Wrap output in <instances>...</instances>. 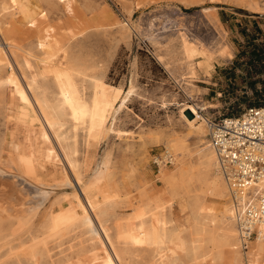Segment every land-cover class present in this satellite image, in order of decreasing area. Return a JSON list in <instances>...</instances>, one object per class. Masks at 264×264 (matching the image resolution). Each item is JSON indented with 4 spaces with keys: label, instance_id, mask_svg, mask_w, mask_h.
<instances>
[{
    "label": "rangeland",
    "instance_id": "obj_1",
    "mask_svg": "<svg viewBox=\"0 0 264 264\" xmlns=\"http://www.w3.org/2000/svg\"><path fill=\"white\" fill-rule=\"evenodd\" d=\"M29 2L38 7L39 13H48L47 17L34 15L35 28L27 26L19 16H12V0H0V43L5 38L18 49L42 57L47 64L74 71L88 98L101 89L112 100V108L99 139L86 132L76 135L74 159L82 179L87 182L102 178V184L94 185L87 195L92 205L99 207L90 213L96 217L93 232L80 219L63 251L59 250L60 245H54L52 255L41 249L34 257L32 241L50 231L54 217H82L80 205L76 211L67 210L73 206L74 193L81 205L90 207L52 137L60 159L57 170H63L61 175L65 174L72 185L50 179V168L42 176L36 172L22 174L10 156L12 150L6 138L9 129L19 125L37 129L45 121L18 71L16 63L20 62L21 52L17 50L14 57L8 56L0 69V78L15 79L17 88H24L30 105L22 101L14 87L0 88V155L4 154L0 156V199L11 191L21 201L17 204L14 199L7 200L9 204L13 202V210L8 203L0 202V264H67L69 260L104 264L108 251L98 231V221L114 239V249L120 256L119 262L113 259L115 264H161L150 243L133 249L128 241L119 239L126 233L128 221H148L159 207L163 208L169 230L184 224L187 217L194 219L181 237L184 234L187 251L195 240L202 257L191 260L187 251H176L173 264H264V241L259 242L257 234L249 240L244 238L247 243L241 240V244L227 238L223 208L231 195L223 183L212 187L213 168L201 164L206 150L198 129L200 121H195L192 129L190 121L195 116L187 109L199 103L213 105L214 109L203 113L195 109L197 115L210 121L240 116L246 109L264 103V0ZM10 21L13 24L6 26ZM47 27L55 28V32L47 33ZM181 33L215 55L209 75L196 72L190 77L180 44ZM41 40L46 49L39 47ZM32 67H40L35 59ZM45 83L49 89L43 103L45 115L66 122L55 113L50 96L52 84L49 80ZM130 86L133 91L126 100L118 99L113 91H119L123 97ZM65 126L67 131L69 125ZM13 143L20 145L18 153L26 158L21 136H16ZM168 145L178 154L176 164L163 158ZM3 168L6 171H1ZM117 195L121 199L109 200ZM106 200L109 202L105 203ZM181 202L186 204L182 212L178 206ZM208 211L221 215H215L218 219L215 217L212 224L206 225L203 223ZM199 224V228L206 227L204 232L198 231ZM167 256L165 264L172 259Z\"/></svg>",
    "mask_w": 264,
    "mask_h": 264
},
{
    "label": "bare ground",
    "instance_id": "obj_2",
    "mask_svg": "<svg viewBox=\"0 0 264 264\" xmlns=\"http://www.w3.org/2000/svg\"><path fill=\"white\" fill-rule=\"evenodd\" d=\"M11 7H12L11 8L12 10H15V12L12 13V16H14V18L19 16V19L21 18V20L24 21L25 23L29 18H33L34 15L39 13L38 7L32 5L29 2V0H16V5H13V3H12ZM2 9H3L2 11H4V10L6 11V8H2ZM11 24H13V23H11V21L9 23H5L6 26L11 25ZM179 39H180V44L182 47V52H183L184 58L187 62V67L189 70L188 74L190 75V77L192 78L194 76V74H196V72H202V73L209 75L212 64L215 60V55L207 47H205L202 43L194 42L193 40L192 41L189 40L188 37L184 33H181L179 35ZM17 50L19 51L18 52L19 54L21 52V54H20L21 56H20V62L18 64L16 63V65H17L18 71H19V73L23 79L24 87L31 94L34 101L42 102V103H36V106H37V109H39V112L42 114L44 121H45V124L43 126H41L40 128H37V129H33V128L26 126V125H19L18 127H14L12 129L10 128L8 133L6 134L7 144L10 147V151L12 150L11 151L12 154L10 156L13 158L16 166L18 167V170L22 174L25 173V171H26V172H28V174L36 172L37 176H42V174H44V171L48 170V168H50L47 172V176L50 179H58L59 183L60 184L63 183V185H64V183H65V185L68 184V186L72 185L71 181H69V179L65 176V174H63V176L61 175V171H63V170H61V171L57 170L58 165H60L59 164L60 159L58 158V153H56L54 143L51 141V137H52L55 144H57V146L61 150L60 154H62L64 163L66 164V166H67L68 170L70 171L74 180L79 184L83 195L87 198V200H88L87 202H88L89 207L92 208V203L88 199L87 195H88L89 190L94 185H101L102 184V181H101L102 178L98 177V178H95V179H93L91 181H87V182H84V180L82 179V176L79 172V166L74 159V156L76 155V151H77L76 150V135H78L77 134L78 132H82V133L86 132V133H88V135L90 137H93L94 139H99V137L101 135H103L105 132V124L106 123L102 127L98 125L94 130L92 127L91 117H88L87 121H85V119L83 117H81V119L78 123L75 119H72L70 115L58 114L55 111V113L57 115L64 117L66 119V122L63 120L60 121L57 118H54V119L48 118L45 115V112L43 110L44 99H45L46 94L48 93L47 91L49 90V89L47 90V86L45 83L46 80H49V82L52 84V88L50 90L51 101H52L54 94H56L55 99L60 98L58 93H59V89L61 88V82L57 81L56 76L54 75V72L66 73L67 78L63 81V86L65 88H68L71 85V87L74 90L78 91L81 96H86L84 87L80 84V82H78V80H77L78 78H76V74L73 73L74 71H72L70 69H60L55 64L44 63V61H46V60L43 59L42 57L34 56V54H32L31 52L24 51L20 48L18 49L17 47H15V45H13L11 42H9L5 38H4L3 43L2 44L0 43V69L2 67H4V64L6 65V63L8 61L7 60L8 56L14 57ZM228 55L230 56V54H228ZM33 59H35L40 65L39 69H37V70L34 69L33 67H31V68L28 67L29 64L32 65ZM46 71L48 72L47 76L44 75V73ZM10 81H8L7 79L5 80V79L0 78V88L14 87L15 92L18 96H20L21 92H23L26 96V93H25V90L23 87L17 88V83H16L15 79L10 80ZM48 88H50V87H48ZM132 91H133V89L130 86V88L126 91V93L122 97V99L126 100L132 94ZM36 94H39L40 97L38 98L36 96ZM97 95H99L101 103H111L112 104V100L107 98L105 93L101 89H99L93 95L92 98H89V100H95ZM105 97L107 99H105ZM27 105H30L29 102L27 103ZM191 106L187 107V109L193 113V115L195 116V120L194 121L192 120L193 122L190 121V127L192 128L194 126V122L199 120L200 123L198 124V129L200 130L201 134L204 137L203 143H204V149L206 150V152L202 156L201 164H203L205 166L204 168H208V169L213 168L214 175H213V179L211 180L212 187L215 188L217 186V184H219V186H220V184L223 183L222 185H224V187H225V189H227L229 195H231L230 202L224 208L222 207L223 211H224V213L223 212L222 213L224 214L225 221L227 222L226 224L228 225V226H226L227 227V231H226L227 233L226 234L228 235L227 238L229 237L228 238L229 240L232 239L234 242H236V244H238L241 242V240L242 241L247 240V239L246 240L244 239V237H243L244 234L239 229V222L242 219L247 206L255 203V201L257 200V195L261 191L262 184L260 182L248 183V184H243L242 186L236 187V186H233L232 184H230L229 182H227L223 178V176L219 172V168H218L219 167V157L217 156L216 152L214 151L212 144H211V141L208 137L209 133H210V128H209V126H210L209 122L210 121H208L203 116L197 115L196 110H195V109H197V112L201 111L203 113V112H206L208 110H212L215 107L213 105L208 104V103H203V104L199 103V104H196L195 106H192V107ZM55 108H56V105L54 104V110H55ZM111 108L108 109L109 115L111 113ZM187 109H186V111H187ZM52 112H54V111H52ZM200 115H201V113H200ZM49 120H51L52 123H55L57 125V127L55 129L47 126L49 123ZM15 122H17V121H15ZM18 123H17V125H18ZM66 124L69 125V128H68L69 130L67 129V131L64 130V127H66L65 126ZM45 133L48 134L47 140L44 139ZM197 134H198V132H197ZM18 135L21 136L22 145L27 150L28 156L26 158H24L21 154L18 153L20 145L13 143L15 137L16 136L18 137ZM4 136H5V134H4ZM197 137H199V136H197ZM202 153H204V151H202ZM1 155L3 156L4 154L2 153ZM21 157H23L24 160L28 161V163H25L21 159ZM177 157H178V154H177L176 150L174 149V147L172 145H168L166 147V153L163 156V158L169 160L171 163H175V160L177 159ZM200 159H201V157H200ZM7 161H5V162H7ZM176 163H177V161H176ZM1 166H0V168H1ZM6 166H8V163ZM5 169L1 170V171H6ZM0 185H1V183H0ZM14 188H15V186H14ZM12 191H14V190H12ZM224 193H225V191H224ZM225 194H227V193H225ZM3 196H4L2 199L3 202L0 199L1 200L0 202H2V205L8 203L7 202L8 199L11 201H13V199H14L15 200L14 202H17V204L21 202L19 200V198L16 200L15 197L17 195L16 196L13 195L11 191H10V193H7ZM225 196H227V195H225ZM72 200H73V202H72L73 206L69 207V209H67V210L73 209V211H76L77 205H81V201H80L77 193L73 194ZM225 201H226V199H225ZM12 203H10V204L8 203L10 205V208H11V206L14 207V204H12ZM219 205H217V206H219ZM178 206H179L180 212H182L183 209L186 207V204L184 202H181V203H179ZM11 209H10V211H11ZM16 209H18V208L16 207ZM27 209L24 211L20 210L18 215L21 216V215H23V213L25 211L30 210V208L28 210ZM157 209L158 210H157L156 214L151 219H149L148 221H142L141 220V221H138L136 224H134L132 221H128L124 231L126 233L134 234L136 237H140L141 235L147 236L149 238V243L152 245V251L154 253H156V256L161 261V264H165L163 261L168 258L167 254H169L170 258H172L169 264H173V262L175 261V260H173V258H175L174 255H175L176 251H187V248H186L187 245L185 244L184 240L182 239L184 234L182 237H181V234H182L183 230L185 228H187L194 219H192L191 216L187 217L185 219L184 224L177 225V226H175V228L173 230H169L167 227L168 225H167L165 218H164L163 208L159 207ZM4 210H7V208ZM219 211H220V209H219ZM0 212H1V210H0ZM197 212H198V210H197ZM214 212L208 211V213H206V215H205L207 218V219H205L206 223H203V224L208 225L207 222L212 224L215 221V217H216L215 215H219L220 213L218 212L219 214H215ZM195 215H196V213H195ZM202 215H200V217ZM196 220H198V219H196ZM168 223H170V222H168ZM197 223H199V222L197 221ZM194 224H195V226H197L196 223H194ZM213 225L216 227L215 224H213ZM199 227H200V224H199L198 228ZM204 227L199 228L198 231L202 232L203 230H205ZM141 228H143V233H141V231H140ZM217 229H219V228L217 227ZM90 230H91V232H93V229H90ZM210 230H212V228ZM221 230H224V229L221 228ZM253 230H256V234H257L256 239L259 242H263L264 241V235H262V233H264V218L258 220V222L253 227ZM98 231L101 234L102 239H103V241L106 245L107 251H108L106 254V257L107 258L112 257L115 261L119 262L120 256L116 252L117 250H115L116 249L115 246L113 245V243L107 242L109 240V236L105 235V233H109V232L104 227V225H102V223L99 221H98ZM208 233L211 234L210 231ZM201 234H203V233H201ZM209 234H208V236H209ZM112 235H113V233H112ZM209 237L211 238V236H209ZM215 239H212V240L214 241ZM113 241H114V239H113ZM127 241H128L129 246L132 247L133 249L142 247V246H137V245L133 244L131 242V240H127ZM157 242L159 243V246H157ZM216 242L218 244H222L219 241H216ZM194 243H195V240H192L190 248L186 252L187 255L190 256L191 260H196V259L202 257L201 254L197 252V247L194 245ZM246 243H247V241H246ZM165 244L167 245V249H164ZM117 257H119L118 260L116 259Z\"/></svg>",
    "mask_w": 264,
    "mask_h": 264
},
{
    "label": "built area",
    "instance_id": "obj_3",
    "mask_svg": "<svg viewBox=\"0 0 264 264\" xmlns=\"http://www.w3.org/2000/svg\"><path fill=\"white\" fill-rule=\"evenodd\" d=\"M209 139L219 157V172L233 186L262 184L255 203L248 205L239 229L245 239L256 235L253 227L264 218V103L240 116L210 120Z\"/></svg>",
    "mask_w": 264,
    "mask_h": 264
},
{
    "label": "snow or ice",
    "instance_id": "obj_4",
    "mask_svg": "<svg viewBox=\"0 0 264 264\" xmlns=\"http://www.w3.org/2000/svg\"><path fill=\"white\" fill-rule=\"evenodd\" d=\"M13 5H16V0H12ZM38 15H41L43 17H47V12H41L38 13ZM27 26H30L32 28H35L37 26V21L34 18H29L26 21ZM47 33H53L55 32V28L47 27L45 30ZM51 38L50 36L48 37ZM39 47L41 49H46L47 46L44 43L43 40H41ZM44 63H47V61H44ZM29 68L32 67L31 64L28 65ZM45 76L48 75V72L46 71L44 73ZM54 75L56 76V79L58 82H61V88L59 89V99H55V95H53L52 103L56 105L55 111L58 114H67L70 115L72 119H75L78 123L83 117L85 121H87L88 117H91L92 120V127L95 130V128L99 126H103L106 122H108L109 112L108 109L112 107L111 103H101L99 95H97L95 100H89L87 96H81L80 93L76 90H74L71 85L68 88H65L63 86V81L67 78L66 73H60V72H54ZM11 82V81H10ZM98 91V90H97ZM113 91L116 92V96L118 99H122L120 96L119 91L113 89ZM20 98L24 101L25 104H27L28 97L25 96L23 92L20 93ZM105 99H107L105 97ZM33 103H42L40 101H34ZM39 109H37L38 111ZM11 119V117L9 118ZM49 127H52L55 129L57 125L55 123H52L51 120H49L48 125ZM44 139H48V134H44ZM21 159L28 163V161L24 160L23 157ZM83 183V182H82ZM121 197L119 195L109 197V200L115 201L119 200ZM109 200H106L105 203H108ZM91 202V201H90ZM80 209L82 210V217L80 215L73 216L71 214L65 216L63 214L56 216L52 220V227L50 231L32 241V249H33V256L42 249L48 253V255H52V251L54 248V245H60L59 248L60 251H63L64 246H68L69 237L72 234L73 228L76 225V222L80 219H83L84 224L87 228L92 229L93 228V221L96 219V217L90 216L91 212H96L99 210V207L97 204H93L92 208H86L84 205H80ZM141 233H143V228L140 229ZM105 235L109 236L108 243H113L111 234L105 233ZM264 235V233H262ZM119 239L121 241H127L131 240V242L137 246H145L149 243V238L147 236L141 235L140 237H136L134 234L131 233H124L121 234ZM157 246H159V243L157 242ZM117 260L119 257L116 258ZM67 264H83V261L76 260L71 261L69 260ZM104 264H115V261L112 257H108Z\"/></svg>",
    "mask_w": 264,
    "mask_h": 264
}]
</instances>
